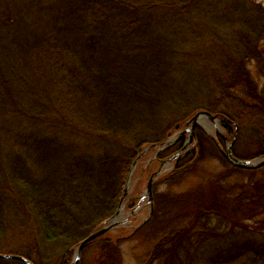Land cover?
<instances>
[{
    "label": "trees",
    "instance_id": "1",
    "mask_svg": "<svg viewBox=\"0 0 264 264\" xmlns=\"http://www.w3.org/2000/svg\"><path fill=\"white\" fill-rule=\"evenodd\" d=\"M202 25L218 40L211 53L199 42L209 38ZM226 39L240 58L222 57ZM205 95L210 111L225 101L215 115L230 119L222 125L231 140L237 125L240 140L251 130L264 145V6L256 0H0V254L39 264L55 246L60 264H71L119 210L135 161L200 112L192 108ZM195 135L197 151L169 175L177 185L206 152L222 154L223 136L200 127ZM261 156L264 149L249 158ZM233 169L154 194L144 223L88 243L83 252L97 247L96 255L78 264H124L122 241L143 235L149 249L139 264H264V166Z\"/></svg>",
    "mask_w": 264,
    "mask_h": 264
},
{
    "label": "rangeland",
    "instance_id": "2",
    "mask_svg": "<svg viewBox=\"0 0 264 264\" xmlns=\"http://www.w3.org/2000/svg\"><path fill=\"white\" fill-rule=\"evenodd\" d=\"M256 2L264 6V0H256ZM250 7L253 11H256L257 9L254 5H251ZM196 22L199 23V21ZM201 27L204 28L202 34L208 35L209 38L207 39L203 37L202 39L199 40V42H201V44L206 45L205 50L207 49V47H209L208 52L211 53V51H213V47L214 48L218 47L217 45L218 40L214 39L212 35L211 32L212 26L209 27L208 25H202ZM236 30H238V26L237 28H233L230 31L228 30L227 36H231L232 33L235 34ZM232 40L226 39V41L230 45L224 48L225 50L222 57L223 58L225 57V59L230 57V55L240 58L239 52L232 49L233 48L232 45L236 44V42L233 43ZM235 48L236 47L234 46V49ZM225 70L227 69L224 67L219 68L220 73H224ZM206 73L207 72H204V75H207ZM208 73L212 75L213 72L210 71ZM198 86L201 85L199 84ZM202 89L206 90V87H202ZM210 102H212L211 104H213L214 100L210 99L209 96L207 95H205L204 97L199 96L197 100H195L192 109L201 108V111H207L212 114H215L217 110L225 108L224 105L225 101L223 102L219 101L220 104L216 108H213V106H211V111H210L209 110L210 108H208L210 106L209 104ZM186 114L187 112L179 116L177 115L176 118L178 120H182ZM194 115L195 114H192L191 117L186 118L182 126L173 132V134L167 140L169 142L171 141L169 144H167L166 146H164V143L158 144L155 147L149 146L147 150L145 149L146 151L145 150L143 151L144 153L139 157L131 174L130 183L128 186V192L123 201L122 209L120 211L121 214L118 216V221H120V223L118 226H116L114 229L107 232L106 234L111 236H126L130 234L132 230L139 227L149 218L150 214H152L151 213L152 207L149 204L147 197H145L144 200H141V198L147 195V184L149 178L154 172L158 171L161 168L163 162H164V167H162L160 174L154 180L153 190H152L153 198H154V194L162 195L170 192L175 193L176 191L185 192L197 188L198 186L205 184L208 181L207 179L211 177L213 174H216L220 171L230 169L232 170L231 173L238 174V172L233 168H239V167L231 163L225 157V151L227 149L228 142H231L233 139L231 140L230 136L227 134L226 129L221 122L215 124L209 118H206L201 121L198 127H200L206 133L208 138L210 137L215 141H219L218 139L219 135L225 138V145L224 146L222 145V151H221L222 154L216 153L212 155L210 154V152L209 153L206 152V154H204L203 160H201V162H199L197 165H194L193 167H189V166L185 167V168H189V172L185 175V177L183 178L184 180L181 183H179V185L174 183V181H170V179H168L169 175L175 170L177 163L186 154L190 153L191 151H197L199 145L198 144L199 141L197 140L195 135L197 128L195 129L194 134H191L190 131L188 130V128L191 127L187 125V122ZM223 119H227V118H223ZM227 120L230 123V119ZM239 130L237 131V138L234 146L237 145V143L239 142L241 143L243 148L241 146V148L237 150V154L238 156L243 157L242 158L243 160H254L252 159L253 157L252 158L249 157L252 156L255 153V151L262 152L264 149V145H260L262 147L260 148L259 143L257 142V138L254 137L253 135L254 133L251 132V130L244 131L243 138L241 139L242 140L241 141L238 138ZM182 131H184V134L180 136ZM208 138L204 137V139H202V144H204V147L205 146L209 147L208 145H210ZM248 143H252L251 144L252 146L250 147ZM256 143H258L257 146ZM167 148H169L168 151L164 153L163 158H161L159 154ZM246 157L247 159H244ZM259 173L262 174V172H258L257 174ZM149 229L150 228H148L147 231ZM143 236L132 237L130 239L122 241L121 249L123 253L124 264H139L143 260L146 252L149 249V244H148L149 240L147 239V237L144 238ZM96 251H97V247L91 246L87 249L86 252L84 251L82 253L81 257L82 256L85 257L86 263H89L93 260L94 256L96 255ZM61 255L62 254L58 248H55V246H51L49 247V249H47L46 252L47 257H45V259L39 260L38 263L60 264Z\"/></svg>",
    "mask_w": 264,
    "mask_h": 264
},
{
    "label": "water",
    "instance_id": "3",
    "mask_svg": "<svg viewBox=\"0 0 264 264\" xmlns=\"http://www.w3.org/2000/svg\"><path fill=\"white\" fill-rule=\"evenodd\" d=\"M209 118L212 122H214L215 124H218L219 122H228L227 119H223L220 118L218 115L212 114L210 112L207 111H200L197 112L188 122L187 125H189L191 128H188V130L190 131L191 134H194L195 129L200 125L201 121ZM236 126V130H235V134H234V138L231 142H228V146L227 149L225 151V157L226 159H228L231 163H233L234 165L238 166V167H242V168H258V167H262L264 166V156L263 157H258L255 158L254 160H243V159H239L236 158L233 154V146L236 143V138H237V131L239 130L238 126ZM184 134V131L181 132L180 136ZM171 142V141H170ZM169 141L164 142V146H166L167 144L170 143ZM148 148H146L147 150ZM145 150V151H146ZM144 153V152H143ZM142 153V154H143ZM141 154V155H142ZM140 155V156H141ZM139 156V157H140ZM139 159V158H138ZM138 159L135 161V163L133 164V168L132 171L138 161ZM162 167H164V162L161 166V168L154 172L151 177L148 180V184H147V195L143 196L141 198V200H144L145 197H147L149 204L151 205L152 209H151V213L153 211L154 208V198H153V194H152V190H153V184H154V180L155 178L160 174ZM132 174V172H131ZM131 174L130 177L128 179V183L124 189V194L121 198V203H120V207L119 210L117 211V213L113 216V218L110 220V222L108 224H105L104 226H102L99 230H97L96 232L92 233L90 236H88L87 238H85L77 247L76 249V253L75 256L71 262V264H78L79 259L82 255V252L85 248V246L96 240L97 238L103 236L104 234H106L107 232L111 231L112 229H114L116 226L119 225L120 221H118V216L121 214V209H122V205H123V201L127 195L128 192V186L130 183V178H131ZM151 215V214H150ZM0 257L2 258H6V259H12V260H19V261H23L26 264H33L31 261L27 260L26 258L19 256V255H15V254H0Z\"/></svg>",
    "mask_w": 264,
    "mask_h": 264
},
{
    "label": "flooded vegetation",
    "instance_id": "4",
    "mask_svg": "<svg viewBox=\"0 0 264 264\" xmlns=\"http://www.w3.org/2000/svg\"><path fill=\"white\" fill-rule=\"evenodd\" d=\"M261 157H263V156H261Z\"/></svg>",
    "mask_w": 264,
    "mask_h": 264
}]
</instances>
